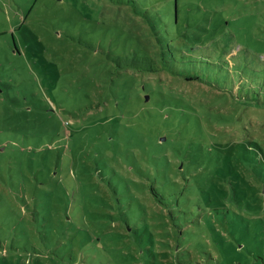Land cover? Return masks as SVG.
Wrapping results in <instances>:
<instances>
[{"label":"rangeland","instance_id":"374dc122","mask_svg":"<svg viewBox=\"0 0 264 264\" xmlns=\"http://www.w3.org/2000/svg\"><path fill=\"white\" fill-rule=\"evenodd\" d=\"M161 27L187 53L219 47V59L229 65L243 52L264 60V0H0V190L13 184L0 203V264H59L56 257L67 264L71 249L56 236L66 222L34 220L32 210L48 206L45 191L65 184L68 217L80 226L87 222L88 207L77 199L85 190L77 162L85 159L83 144L97 139L86 133L82 143L77 133L98 122L90 114L114 104L116 79L133 59L143 66V43H155ZM231 69L224 87L169 72L133 77L128 71L124 94H135L148 80L154 93L143 103V131L129 125L123 133L159 137L160 153L178 166L170 174L177 195L196 184L194 192L183 189L190 198L199 196L184 230L196 232L200 247L185 254L200 264H226L210 254L215 259L217 244L226 248L235 239L251 252L232 257L235 264H264V83L247 88L240 69ZM146 199L160 211L149 194ZM168 256L159 257L178 264Z\"/></svg>","mask_w":264,"mask_h":264},{"label":"trees","instance_id":"16d2710c","mask_svg":"<svg viewBox=\"0 0 264 264\" xmlns=\"http://www.w3.org/2000/svg\"><path fill=\"white\" fill-rule=\"evenodd\" d=\"M177 21L176 17L175 22ZM161 28L160 31L154 32L155 43L151 46L143 43V66L133 59L132 65H128L120 78L116 79L118 90L113 89L112 92L114 104L89 115L98 121V125L94 126L95 123L90 126L95 128L88 127L84 129L85 132L77 133L82 143L87 138L86 133L92 134L90 139H97L90 145L83 144L82 156L85 159L83 158L82 163L79 160L77 162L78 165L82 164L77 172L85 185L84 193L82 196L79 194L77 199L88 207L84 208L87 222L80 226L75 222L77 220H70L68 217L69 207L63 204L65 201L61 199L63 193L69 192L64 191L65 184L55 185L56 187L45 191L44 195L50 197L48 206L41 204L38 207L35 204L33 214L31 212L34 220L40 218L48 222H61L62 218L64 223L66 222L59 227L58 232L56 231V236H59L58 241L63 248L71 249L67 264H118L113 262L115 257L123 258L124 264H164L159 256L165 259L170 253L175 255L178 264H200L197 260L199 258L191 253L185 254L189 248L198 252L196 248L200 247V239L196 232L190 233L191 229L184 230L185 221L191 222L196 216L190 211V207L198 202L199 196L190 198L183 189L194 192L197 186L194 183L178 189L177 195L170 174L172 170L179 171L178 166L171 162L167 155L160 153L164 143L158 140L159 137L152 136L145 140L143 133L135 136V139L124 135L123 131L127 130L129 125L143 131V103L152 101L154 86L151 80L145 78L149 82L145 81L143 87L138 88L135 94H124L123 74L129 71L133 77L136 73H143V77H147L149 73L169 72L173 77L185 81L199 80L210 86L217 83L224 87L230 77L223 75H230L229 69L232 67L233 73L236 72L235 69H240L242 81L248 88L253 82L264 83V60L252 53V58H249V55L242 56L243 52L242 55L231 56L234 62L229 65L228 61L219 59L222 53L219 47L210 49L211 52L195 49L187 53L177 48L176 42L163 27ZM134 54L136 55V52ZM131 68L133 70H130ZM146 84L152 87L147 88ZM145 94H148V100ZM109 96L111 97V94ZM234 146L230 145L226 153L231 155ZM53 166L57 167L58 164ZM51 174L50 168V178ZM184 177L185 181L189 180L187 175L184 174ZM197 179L199 176L195 180ZM9 184L11 183L2 185L4 189L0 190V203L6 201L5 191L10 187ZM214 184L210 183L208 187H213ZM220 191L222 197H226L222 188ZM232 191L234 197L235 189L232 188ZM148 194L160 211L151 208L146 202ZM218 197L217 194L216 198ZM210 198L216 201L217 205H225L224 199H214L212 196ZM220 213L219 210L218 214ZM186 231L189 232L188 237L184 236ZM75 240H78V244H75ZM201 241L200 243H203V240ZM4 242L7 243L8 240L5 239ZM241 244L235 239L228 241L229 246L226 248L224 244H217L214 249L217 256L213 259L214 254H210V260L220 263L224 259L226 264H235V261L231 260L232 257L240 255L245 258L244 252L251 254L250 248L246 249ZM13 249L20 251V247L14 246ZM56 258L60 261L59 264H63L62 259Z\"/></svg>","mask_w":264,"mask_h":264},{"label":"water","instance_id":"95a60500","mask_svg":"<svg viewBox=\"0 0 264 264\" xmlns=\"http://www.w3.org/2000/svg\"><path fill=\"white\" fill-rule=\"evenodd\" d=\"M146 100H148V96H146Z\"/></svg>","mask_w":264,"mask_h":264}]
</instances>
